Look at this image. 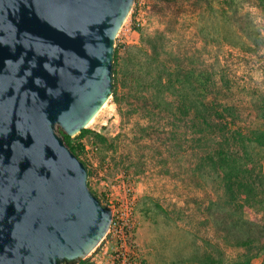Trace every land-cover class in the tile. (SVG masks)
<instances>
[{"label": "water", "instance_id": "95a60500", "mask_svg": "<svg viewBox=\"0 0 264 264\" xmlns=\"http://www.w3.org/2000/svg\"><path fill=\"white\" fill-rule=\"evenodd\" d=\"M134 0H0V264L86 262L113 209L65 143L112 94Z\"/></svg>", "mask_w": 264, "mask_h": 264}, {"label": "rangeland", "instance_id": "374dc122", "mask_svg": "<svg viewBox=\"0 0 264 264\" xmlns=\"http://www.w3.org/2000/svg\"><path fill=\"white\" fill-rule=\"evenodd\" d=\"M251 1L134 0L115 42L119 61L130 60L142 46V37L156 32L173 37L175 43L185 45L187 51L194 50L200 36L195 30L196 24L202 22V17L213 16L214 12V16H220L221 25L232 24L242 40L255 43V51L240 48L231 51L217 46L209 50L219 56L218 68H226L241 87L249 88L244 94L245 105L249 106L248 119L264 120V113L259 112L257 116L258 109L249 104L254 89L264 94V31L260 32L258 27L264 24V14ZM133 109L125 105L124 110L132 114L122 120L110 96L85 128L88 132L72 136L70 142L88 167L91 173L88 185L98 198L105 202L112 200L115 204L116 199L125 196L126 186L132 185L135 240L142 264H197V260H187L206 251L211 255L216 253L213 245L220 237L208 207L221 199L220 189L214 184L213 174L207 176L206 172L201 174L195 170L196 154L183 156L179 148L168 152L162 144L161 132L149 144L138 140L147 119L132 112ZM59 133L66 135L62 130ZM168 153L173 154V160L163 163ZM248 215L264 219V212ZM222 248L228 256L236 255V251L223 244ZM110 256L111 245L108 244L97 258L95 254L88 257L86 264H95V261L102 264Z\"/></svg>", "mask_w": 264, "mask_h": 264}, {"label": "trees", "instance_id": "16d2710c", "mask_svg": "<svg viewBox=\"0 0 264 264\" xmlns=\"http://www.w3.org/2000/svg\"><path fill=\"white\" fill-rule=\"evenodd\" d=\"M251 2L264 14V0ZM219 17L213 12L196 24L200 36L191 51L163 32L144 35L138 53L126 62L119 61L115 49L111 96L122 120L132 114L125 105L147 119L138 140L149 144L161 132L168 152L179 148L183 156L196 154L195 170L215 177L221 199L209 204L208 213L220 237L213 245L216 253L206 251L187 262L264 264V219L248 215L264 212V120L248 119L244 94L249 88L241 87L226 68H218L219 56L209 50L255 51L256 46L242 40L232 24L221 25ZM258 27L264 31V24ZM250 96L257 116L263 114L264 94L254 89ZM63 138L78 156L71 137ZM172 156L168 153L163 163ZM222 244L236 255L228 256Z\"/></svg>", "mask_w": 264, "mask_h": 264}, {"label": "built area", "instance_id": "2783aa9c", "mask_svg": "<svg viewBox=\"0 0 264 264\" xmlns=\"http://www.w3.org/2000/svg\"><path fill=\"white\" fill-rule=\"evenodd\" d=\"M133 191L132 185L128 184L125 196L116 199L115 204L112 200L108 199L105 202L99 198L103 205H108L113 209L109 233L90 255L95 254L97 258L100 253L102 254L104 246L110 244L111 256L108 261L102 262V264H142L141 251L135 240V197ZM95 264H101V261H95Z\"/></svg>", "mask_w": 264, "mask_h": 264}, {"label": "flooded vegetation", "instance_id": "af4514ba", "mask_svg": "<svg viewBox=\"0 0 264 264\" xmlns=\"http://www.w3.org/2000/svg\"><path fill=\"white\" fill-rule=\"evenodd\" d=\"M81 262H82V261H81ZM81 262L78 263V262H69V261H68V262H65L64 264H82ZM83 264H86V262L83 263Z\"/></svg>", "mask_w": 264, "mask_h": 264}, {"label": "bare ground", "instance_id": "6f19581e", "mask_svg": "<svg viewBox=\"0 0 264 264\" xmlns=\"http://www.w3.org/2000/svg\"><path fill=\"white\" fill-rule=\"evenodd\" d=\"M104 107V106H103ZM93 122V120L90 122V123H92Z\"/></svg>", "mask_w": 264, "mask_h": 264}]
</instances>
